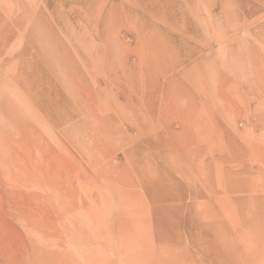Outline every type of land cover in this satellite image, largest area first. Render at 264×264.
Masks as SVG:
<instances>
[{"label": "rangeland", "instance_id": "rangeland-1", "mask_svg": "<svg viewBox=\"0 0 264 264\" xmlns=\"http://www.w3.org/2000/svg\"><path fill=\"white\" fill-rule=\"evenodd\" d=\"M0 264H264V0H0Z\"/></svg>", "mask_w": 264, "mask_h": 264}, {"label": "bare ground", "instance_id": "bare-ground-1", "mask_svg": "<svg viewBox=\"0 0 264 264\" xmlns=\"http://www.w3.org/2000/svg\"><path fill=\"white\" fill-rule=\"evenodd\" d=\"M142 58V57H141ZM180 78V77H179ZM194 81V80H193ZM186 83V82H185ZM201 86H202V84H200ZM169 86V85H168ZM198 86V85H197ZM167 87V86H166ZM200 87V86H199ZM203 87V86H202ZM204 87H206V86H204ZM201 88V87H200ZM203 89V88H202ZM204 90H202V92H203ZM205 92V91H204ZM192 104V103H191ZM165 198V197H164ZM165 200V199H164Z\"/></svg>", "mask_w": 264, "mask_h": 264}]
</instances>
